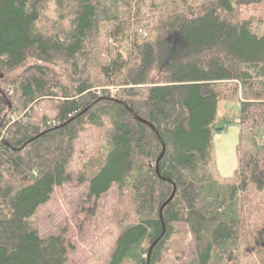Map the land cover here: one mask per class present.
Returning a JSON list of instances; mask_svg holds the SVG:
<instances>
[{"label":"trees","instance_id":"16d2710c","mask_svg":"<svg viewBox=\"0 0 264 264\" xmlns=\"http://www.w3.org/2000/svg\"><path fill=\"white\" fill-rule=\"evenodd\" d=\"M260 1L0 0V264H69L37 212L71 181L118 187L84 264H146L153 242L149 264H264V21L239 16ZM227 101L237 167L218 178Z\"/></svg>","mask_w":264,"mask_h":264},{"label":"rangeland","instance_id":"374dc122","mask_svg":"<svg viewBox=\"0 0 264 264\" xmlns=\"http://www.w3.org/2000/svg\"><path fill=\"white\" fill-rule=\"evenodd\" d=\"M144 12V21L149 22L151 26L152 21L146 7L140 10L141 14ZM239 16L241 19L264 21V0L241 5ZM238 107L237 101L221 102L218 105L220 114L228 111L226 119L229 120L227 125L220 129L218 128L221 122L218 123L212 136L210 168L218 178L232 177L237 167L235 148L239 130L236 123ZM117 194L118 187L115 183L99 197H89L87 183L64 182L53 189L50 199L38 209L41 235H63L68 248V263L84 264V258L89 255L93 241L108 227ZM255 199L259 201L255 215H260L259 213L264 211V199H261L260 194L256 195ZM189 241L190 236L187 235L184 244ZM163 255V264H182V260L177 259L171 249Z\"/></svg>","mask_w":264,"mask_h":264},{"label":"water","instance_id":"95a60500","mask_svg":"<svg viewBox=\"0 0 264 264\" xmlns=\"http://www.w3.org/2000/svg\"><path fill=\"white\" fill-rule=\"evenodd\" d=\"M133 115H134V117L137 119V120H140V121H142V122H144V123H148L146 120H144V119H142V118H140L131 108H129L128 106H127V104L125 103V102H123V101H120ZM151 128H153V126H151ZM163 146V145H162ZM158 159L159 158H157L156 159V163H155V167H156V170H158L157 169V163H158ZM174 193H175V186L173 185V190H172V192H171V194H170V196L167 198V200H165V202L162 204V206H161V208L159 209V212H160V214H161V209H162V207L166 204V203H168L170 200H171V198L174 196ZM160 218H162L161 217V215H160ZM162 227H163V230H164V228H165V226H164V224H163V222H162ZM154 243L155 242H153L150 246H149V248H148V251H147V256H146V264H149V257H150V254H151V251H152V247H153V245H154Z\"/></svg>","mask_w":264,"mask_h":264},{"label":"built area","instance_id":"2783aa9c","mask_svg":"<svg viewBox=\"0 0 264 264\" xmlns=\"http://www.w3.org/2000/svg\"><path fill=\"white\" fill-rule=\"evenodd\" d=\"M115 90H116L115 88L110 87V91H111V92H114Z\"/></svg>","mask_w":264,"mask_h":264}]
</instances>
